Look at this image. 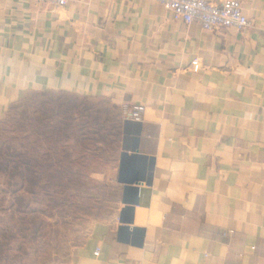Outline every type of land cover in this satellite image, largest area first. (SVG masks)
I'll return each instance as SVG.
<instances>
[{"label":"crops","instance_id":"1","mask_svg":"<svg viewBox=\"0 0 264 264\" xmlns=\"http://www.w3.org/2000/svg\"><path fill=\"white\" fill-rule=\"evenodd\" d=\"M241 1L250 26L207 31L151 0H0V117L38 90L146 106L117 211L56 264H264V0Z\"/></svg>","mask_w":264,"mask_h":264},{"label":"rangeland","instance_id":"2","mask_svg":"<svg viewBox=\"0 0 264 264\" xmlns=\"http://www.w3.org/2000/svg\"><path fill=\"white\" fill-rule=\"evenodd\" d=\"M108 100L89 98L59 123L61 113L23 99L0 117V150L43 161L35 183L24 165L0 164V264L68 262L117 211L124 119Z\"/></svg>","mask_w":264,"mask_h":264},{"label":"built area","instance_id":"3","mask_svg":"<svg viewBox=\"0 0 264 264\" xmlns=\"http://www.w3.org/2000/svg\"><path fill=\"white\" fill-rule=\"evenodd\" d=\"M169 10L174 21L185 24H198L207 31L221 28H235L241 30L251 25L249 17L244 12L241 0H151ZM56 7L67 6L70 0H39ZM202 67L200 58L191 61V68L198 72ZM146 106L141 103H124L121 106L123 119L141 121ZM100 249L95 251L99 255Z\"/></svg>","mask_w":264,"mask_h":264},{"label":"trees","instance_id":"4","mask_svg":"<svg viewBox=\"0 0 264 264\" xmlns=\"http://www.w3.org/2000/svg\"><path fill=\"white\" fill-rule=\"evenodd\" d=\"M43 98L44 100H40ZM98 98L97 96H88L81 95L75 92L63 91V90H38V91H30L25 94L23 98H21L18 102L23 100H30V103H36L37 106H46L48 110L56 111L57 113H61L60 116L55 118V121L59 123L61 117H66L71 114L75 108L81 106L85 110L87 109L85 101L87 99ZM35 101V102H34ZM24 102V101H22ZM80 102V103H79ZM108 102H110L108 100ZM16 103H14L10 108H12ZM120 109V108H119ZM121 110V109H120ZM50 119V118H49ZM51 120V119H50ZM122 133V132H121ZM25 155H16L8 157L5 154L4 150H0V164L2 166H6L3 169L10 170L12 167L15 169L20 166H25L27 169L32 172L33 183L39 180L40 175L38 174L39 164L43 163V161L37 160L34 156H28V158H24ZM23 157V159H22ZM26 159V160H25ZM36 171V172H35Z\"/></svg>","mask_w":264,"mask_h":264}]
</instances>
